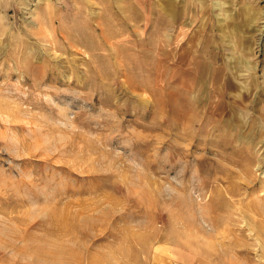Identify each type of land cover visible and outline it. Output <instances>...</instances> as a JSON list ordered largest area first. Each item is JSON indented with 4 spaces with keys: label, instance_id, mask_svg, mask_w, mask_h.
Masks as SVG:
<instances>
[{
    "label": "rangeland",
    "instance_id": "rangeland-1",
    "mask_svg": "<svg viewBox=\"0 0 264 264\" xmlns=\"http://www.w3.org/2000/svg\"><path fill=\"white\" fill-rule=\"evenodd\" d=\"M0 262L264 264V0H0Z\"/></svg>",
    "mask_w": 264,
    "mask_h": 264
},
{
    "label": "crops",
    "instance_id": "crops-1",
    "mask_svg": "<svg viewBox=\"0 0 264 264\" xmlns=\"http://www.w3.org/2000/svg\"><path fill=\"white\" fill-rule=\"evenodd\" d=\"M212 63L213 64H218V65H225V66H227V64L226 63H217V62H213L212 61ZM224 68H226V67H224ZM214 72H217L218 73V71H217V69H215V70H213ZM224 71H219V73H223ZM226 72V71H225ZM0 264H4V263H2V262H0Z\"/></svg>",
    "mask_w": 264,
    "mask_h": 264
}]
</instances>
